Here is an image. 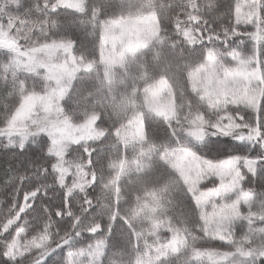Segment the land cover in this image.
<instances>
[{
  "label": "trees",
  "instance_id": "obj_1",
  "mask_svg": "<svg viewBox=\"0 0 264 264\" xmlns=\"http://www.w3.org/2000/svg\"><path fill=\"white\" fill-rule=\"evenodd\" d=\"M238 1L84 0L76 12L57 0H0V31L19 47L0 48V264H137L156 223L181 234L185 246L153 264H264V36L257 43L247 33L251 27L238 24ZM145 16L157 25L152 40L107 66L106 24ZM260 18L264 29V0ZM53 43L71 44L80 63L91 64L72 81L64 116L80 124L94 115L103 132L67 147L60 159L50 153L47 135L24 145L5 135L24 99L45 87L42 67L28 71L22 62L34 49L43 57ZM46 57L35 61L41 65ZM256 58L254 102H230L226 94L196 88L193 73L210 62L220 71ZM159 81L174 94L170 119L145 106ZM136 116L143 138L117 136ZM197 121L202 139L185 134ZM183 149L215 166L199 185L203 193L230 178L221 164L235 160L239 187L224 200L236 205V215L222 225L212 216L222 197L199 204L170 163ZM64 163H77L94 182L69 194L60 183Z\"/></svg>",
  "mask_w": 264,
  "mask_h": 264
},
{
  "label": "rangeland",
  "instance_id": "obj_2",
  "mask_svg": "<svg viewBox=\"0 0 264 264\" xmlns=\"http://www.w3.org/2000/svg\"><path fill=\"white\" fill-rule=\"evenodd\" d=\"M56 5L81 12L84 0H57ZM237 6L238 24L251 27V30L247 33L258 43L264 36V29H261L260 0H239ZM155 25L151 16L107 23L104 37L106 47L104 59L107 66H110V64L113 66L112 63L115 60H120L126 53L150 42L152 40L150 38L157 32V25ZM237 33L248 36L247 33H242L241 30ZM0 34V48L17 52L19 47L16 42L1 31ZM48 46H53L55 49L47 51L42 49L44 52L43 57L38 56L37 54L40 51L34 49L31 51L34 57L28 56L26 61L22 62L28 71L35 72L42 67L45 87L42 93L30 94L24 99L9 121L5 135L11 138L10 143L14 140L20 145H24L39 136L47 135L50 137V153L60 159L66 153L67 147L100 139L103 132L97 130L94 115L88 117L83 123L71 124L63 113V102L72 81L79 72L88 70L91 64L82 65L80 60L74 56L71 44L67 43L56 47L53 43ZM45 56H47V61H44L41 65L35 61L37 58L44 60ZM210 58L208 57V61L211 60ZM259 66L258 58L255 59L253 64L240 59L235 68L218 71L210 62L207 67L199 68L193 73L194 82L197 89H203L209 96L226 94L228 95L227 100L230 102H254L257 98V92L253 93V87L254 81L260 78ZM110 68H105L106 75L110 73ZM235 92L236 95L232 94ZM145 106L158 116L160 115L166 119L173 117L174 94L165 81H159L150 88L145 99ZM202 124V121L191 123L192 130L185 133L186 136L202 139L205 135ZM143 134L142 120L140 116H136L121 133H117V136L124 140L139 141L143 138ZM125 146L123 144V147ZM171 157V160L169 158L170 163L173 166L177 165L196 202L206 205L212 198L222 196L223 201L220 207H217L215 202L213 204V209H218L217 215L212 214V216L218 218L215 220L217 225H222L227 217L236 215V205L224 200L229 191L239 187L235 160H228L221 164L223 175L230 178L216 188L209 190L208 194H199L203 190H198V186L212 177L214 164L208 163V161L203 164L194 154L185 149L183 152L171 155ZM60 166H58V169L63 174L60 183L67 188L69 194L75 189H82L94 182V177L89 180L85 176L86 172L83 167L77 166V163H64ZM209 169L210 171L207 172ZM237 184L238 187L235 188ZM197 190L199 193H197ZM245 200L249 201V199ZM152 230L155 233L147 235H151L150 242L146 240L145 244L139 248L140 256L137 264H153L161 256L178 252L185 246L182 235L167 224L156 223ZM138 247L140 246L138 245ZM206 256L209 257L210 255ZM211 258L214 262L220 261L213 258V256Z\"/></svg>",
  "mask_w": 264,
  "mask_h": 264
},
{
  "label": "bare ground",
  "instance_id": "obj_3",
  "mask_svg": "<svg viewBox=\"0 0 264 264\" xmlns=\"http://www.w3.org/2000/svg\"><path fill=\"white\" fill-rule=\"evenodd\" d=\"M0 38H1V34H0ZM183 151H184V149H183ZM183 151H182V152H183ZM189 152H191V151H189ZM191 153H192V152H191ZM192 154H193V153H192ZM175 155H176V154H175ZM196 158H197V157H196ZM198 189H199V186H198ZM209 190H212V189H209ZM209 190H207V192H205V194H208V191H209ZM197 193H199L198 190H197ZM226 193H227V192H226ZM199 194H204V193L202 192V193H199ZM220 197H222V196H220ZM218 198H219V197H218ZM214 199H215V198H214ZM198 203H199V202H198Z\"/></svg>",
  "mask_w": 264,
  "mask_h": 264
}]
</instances>
